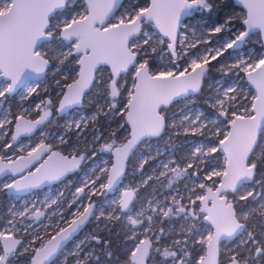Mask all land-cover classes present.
<instances>
[{"label":"snow or ice","instance_id":"obj_1","mask_svg":"<svg viewBox=\"0 0 264 264\" xmlns=\"http://www.w3.org/2000/svg\"><path fill=\"white\" fill-rule=\"evenodd\" d=\"M239 3L247 10L242 18L246 30L220 47L201 48L208 39L190 40L180 29L183 17L193 11L210 10L209 0H150L147 6L125 8L119 16L117 10L124 7L121 0H0V77L6 81L0 87V98L15 93L32 77L44 75L50 58L43 49H59L60 63L74 57L78 71L71 83L63 85L66 90L61 92L57 111L80 106L87 90L98 82L108 98L109 113L117 109L116 100L122 91H127V102L120 111L128 133L122 142L117 143L113 133L100 145V151L110 154L111 159L93 172L94 178L89 177L75 189L74 199L68 204L70 210L75 209L71 219L64 217L58 198L41 203L47 209L55 206L51 215L60 218L55 224H43L41 218L49 213L35 203L31 208L26 204L22 210L12 211V219L0 231V264H13L14 257L24 254L30 256L26 264H55L53 258L62 245L92 217L119 222L126 229L131 243L125 264H148L153 251L163 257L161 264H168L169 259L172 264H192L188 260L190 243L199 245L202 253L194 264H219L221 245L227 241L235 244L227 264H264V176L256 179L258 167L264 165V148L259 155L256 151L264 138V54L220 64L218 71L234 79L225 81L226 86H217L211 97V107L216 110L211 127L202 112L182 115L179 124L176 119L170 123L168 116L170 106L197 98L210 68L215 66L213 62L219 63L229 49L245 44L251 30L258 29L264 37V0ZM223 30L224 25L217 26L212 34ZM154 57L166 58L167 63L153 64ZM245 78L254 94L246 92ZM26 90L31 96L36 88L27 86ZM51 106V100L37 104L34 119L26 118V111L14 117L10 110L0 112V133L10 136L0 144V175H10L11 182L2 185L10 193H30L42 185L62 182L88 158L75 149L65 155L45 143L42 126L50 123ZM86 123L84 118L73 119L68 127L71 130L74 124L79 131ZM170 127L178 129L177 134L182 129L186 136H204L207 131L210 139L191 151L183 167L169 161L146 178L143 170L148 158H140L135 169L140 184L124 185L136 146L150 138H162ZM36 132L41 139L34 146L19 143L22 136L31 137ZM100 139L103 137H97ZM59 142L67 143L63 136ZM221 152L223 164L213 163V154ZM184 180H191V185L186 184L183 192H173L175 184ZM154 183L160 186L156 194L149 193L141 200V188ZM161 192L163 201L159 199ZM95 195H112V210L105 211L92 202ZM237 195L245 202L243 206L238 207ZM85 199L87 204L83 203ZM173 217L183 221L181 238L161 251L159 245L166 233L163 227L156 231V222ZM36 222L45 228L43 235L34 230ZM48 228L55 231L49 233ZM24 235L31 239L25 240ZM93 239L101 243L98 237ZM73 255L77 264H87V256L80 258L79 252Z\"/></svg>","mask_w":264,"mask_h":264},{"label":"rangeland","instance_id":"obj_2","mask_svg":"<svg viewBox=\"0 0 264 264\" xmlns=\"http://www.w3.org/2000/svg\"><path fill=\"white\" fill-rule=\"evenodd\" d=\"M206 10V9H204ZM193 11L191 13L194 14ZM244 12V11H243ZM117 15V14H116ZM185 23V22H184ZM183 23V24H184ZM182 24V26H183ZM182 28V27H181ZM181 30V29H180ZM181 32V31H180ZM181 34H183L181 32ZM256 35V34H253ZM252 35V36H253ZM192 40V38H190ZM248 40V39H247ZM238 50L229 49L228 51L231 52L229 54V58L225 64L235 63L236 60L240 57L247 58L249 55L252 58H256L259 55L255 53L249 54L243 51L246 43ZM225 41V40H224ZM228 41V40H226ZM225 41V42H226ZM221 45H215L210 47H220ZM203 48V46H201ZM43 51L47 52L48 56L52 59H57L60 54L59 49H52V48H45ZM66 51V49H65ZM263 54V52L261 53ZM62 59V57H61ZM167 59H159L158 64H166ZM48 73V74H47ZM59 73L60 77H56V74ZM69 73L76 74V70L71 68L69 70L61 69L60 62L57 63L56 67L49 72V67L46 70L45 76L43 80L37 83H29L26 86L19 89L15 94L11 96H7L4 98H0V112H8L10 110L11 115L14 117L15 115L19 114L22 111H26V118H36L37 111L35 106L40 104L42 101L51 100L52 104L54 101L59 102L61 97V92L65 89L63 88L64 80ZM219 79L215 80L211 84V92L209 95H206V98L203 100V103L206 105V109L210 112L208 114L205 111V108L194 105L193 100H189L187 103H180L175 104L174 112L171 113L169 116V122L171 123L172 119H176L177 124H179L180 120L182 119V115L190 114L195 115L198 112H202L205 117L208 118L209 127H211V121L215 119L216 110L211 107V97L216 94V87L225 84V81L231 83L234 77L224 76L221 72L219 73ZM241 75H243L241 73ZM59 81V83H57ZM6 83L3 77H0V87H2ZM123 83V81H122ZM245 85L246 92L254 94V91L247 85L246 78L243 81ZM129 85L131 87V81L129 80ZM27 86L35 87L36 91L31 95H27ZM226 86V84H225ZM48 87H51L52 94L43 99L38 94V88H42L44 91ZM42 91V92H43ZM26 97V98H25ZM106 98L103 95V90L99 86L97 82L96 86L90 88L88 92H86L85 98L83 103L80 106L75 107L74 109L70 110L67 115L57 117L56 115L48 122L46 125L43 126V131L45 133V143L50 144L53 147V150L59 151L65 155H69L75 149L76 151L86 155L88 158L83 162L80 168L73 174L68 176L65 180L60 183L54 184L50 187L43 188L38 191H34L27 196L23 197H7L5 194L6 189L2 188L3 184L10 183L11 177L6 176L4 178H0V231L5 230L7 226V222L9 219H12V211L22 210L23 207L27 204L29 208L32 207V204L35 203L37 208H40L41 211H47L49 215L47 217H42L43 224H55L59 221V216L53 217L51 213L55 211V206L52 209H47L41 207V203L43 201L49 200L50 198H58L63 205V215L66 219H71V211L75 209H69L68 204L74 199L75 189L77 187L83 186L86 179L89 177H93V172L96 171L99 167H104L105 163L111 159L110 154L104 153L100 151V145L104 144L105 142L109 141V138L114 133L117 134L120 139L126 138V129L123 128V122L119 121L116 122V118L121 113L115 112L109 113V108L107 106ZM248 99H251V95L248 96ZM58 102L56 104H58ZM44 106L42 105V109ZM101 108L103 109L101 111ZM107 113V115H106ZM95 116L96 119L93 121L91 118ZM98 117H102V122L109 126V130L103 136V139L97 140V137H100L98 133H96L95 123ZM84 118L87 120L86 124H82L80 130L78 131L73 124L71 130H69V123L73 120H79ZM113 122L114 124H110ZM171 134L173 136L178 137V139H174V144H170L169 140L172 138L170 134L164 135L162 138H153L148 140V142L143 143V145L136 149L135 154L130 158V162H128L129 174L128 177L123 181L124 185H139L140 184V174L135 171L138 167L140 158H148L147 164L144 167V177L146 178L149 175H153L154 172H158L161 168L163 163H168L169 161H176L180 164L181 167L184 166L186 162V158L190 155L191 151L198 145L207 143L210 139L207 131L205 132L204 136L196 135H185L183 130H179V134H177L178 129L176 128H169ZM215 129H213L214 131ZM63 136L64 139L67 141L65 144H61L59 142V137ZM116 136V134H115ZM5 139H10V136H5L4 134L0 133V144L4 142ZM41 139L40 133L37 132L34 136L30 138H23L19 140L20 144L27 146L31 143L34 146L38 143ZM98 142V143H97ZM264 148V145L260 146L256 149L257 154L261 152V149ZM18 150V149H17ZM93 152L96 153L93 156ZM11 154V152H9ZM26 155V152L24 153ZM216 157V160L213 163L223 164V156L218 154H213ZM256 159V157H252ZM110 167V164L108 165ZM176 165L173 164V167ZM99 175V173H97ZM204 175L203 172L200 173V177L202 178ZM191 180H184L183 182H177L173 188V192L179 190L183 192L185 185H191ZM160 186L158 184H152L151 187L141 188V197L140 199L143 200L148 197L149 193L156 194V189ZM256 187V186H255ZM257 190V189H256ZM259 191V189L257 190ZM62 194V195H61ZM238 196V195H237ZM239 198V196H238ZM159 199L161 201L164 200V195L162 192L159 194ZM92 202H94L99 207H102L105 211H111L113 205H111L112 195L104 196V195H95L91 197ZM89 201L85 199L83 201L84 204H87ZM185 203L187 201L185 200ZM137 206H139V201H137ZM82 210V209H81ZM99 216V211L96 213ZM17 220L20 218L17 217ZM100 221H102L101 224ZM62 226H67L60 221ZM88 223L93 224V227L90 229L84 230L78 238H76L70 245H68L63 252L60 253L58 258L55 260V264H77V256L73 255V253L79 252L80 258L85 256L88 257L87 264H107L105 259H101L97 254L96 247L93 245V242H96L93 237H96L92 234L93 230L97 229H105L106 231L111 232V240L117 242L120 245V250L128 255V246L130 245L131 241H128L126 236V229L122 226L119 222H109L105 218L96 219L95 217L90 218ZM183 226V221L177 217H173L171 221H164L161 222L158 220L156 222V231L158 232L160 227L165 229V236L162 238L161 243L159 245L161 251L165 246L171 245L173 240L181 238V228ZM34 230L39 231L42 235L45 232V228L39 222L35 223ZM32 231V230H30ZM47 231L49 233H53L55 231L54 228H48ZM23 238L25 240H30L31 237L28 235H24ZM77 245H81L80 248H77ZM235 248V244L231 241L225 242L221 245V253L225 257H228L231 254V250ZM241 251L243 254L247 255V252L243 249H237ZM188 251L190 253L188 260L194 264L195 259L198 258L199 255L202 253L200 252L199 245H192L191 243L188 245ZM196 252H199L196 254ZM28 255H18L13 258V264H26L28 259ZM163 257L158 255L155 251L152 253V259L149 260L148 264H161ZM227 261L225 264H227ZM168 264H172L171 259L168 260Z\"/></svg>","mask_w":264,"mask_h":264},{"label":"trees","instance_id":"obj_3","mask_svg":"<svg viewBox=\"0 0 264 264\" xmlns=\"http://www.w3.org/2000/svg\"><path fill=\"white\" fill-rule=\"evenodd\" d=\"M209 2L212 5L210 10L206 9V10L201 11L200 13L195 12L194 14L190 16V18H188L185 21V23L183 24L180 30L183 34H186L189 39L192 38V40L196 38L208 39L209 43L207 45H201L203 47L221 45L226 40L234 39L235 34L237 32L244 30V26L242 24V18L245 16V13L234 4V0H209ZM122 4L124 5V7L119 8V11L117 12V16H119L120 12L124 11L125 8H130L134 4H138L139 6H147L148 0H123ZM225 21H227L228 23L225 24ZM220 25H224V30L220 33L212 34V29ZM247 41L248 42L243 48L244 52L249 53V54L255 53L256 55H260L262 53V45H261L260 37L258 34L253 35V36L251 35ZM230 53L231 52L227 51L224 57L219 61V63L213 62L215 66L210 68L208 75L205 78L202 92L197 94V98L194 101V105H198V106L205 108V111L208 114H210V112L208 111V109H206V105L205 103H203V100L206 98V95H209V92H211L209 90L211 89L210 87L211 84L215 80L219 79L220 72L218 71V69L220 67V64L226 63V61L229 58ZM49 58H50V65H49V72H50L56 67L57 63H59L60 60L52 59L51 57ZM158 61H159V58L154 57L152 60V63L158 64ZM181 63H183V61H181ZM71 68H74L76 72L78 71V66L75 64L74 57H68L67 60H65L64 63L61 64L62 71L69 70ZM75 75L76 74L69 73L67 77L62 81L64 82V84L71 83L72 79L75 78ZM56 77H60V74L57 73ZM127 87L130 88L129 81H128ZM37 91H38V94L43 99H46L52 94L51 87H48L44 91L42 90V88H38ZM57 102L58 101L56 99V101H54V103L51 106L52 117L56 115V108L58 105L56 104ZM126 102H127V91H122L121 96H119L116 100L117 109L115 110V112L118 113L120 110H122ZM174 106L175 104L170 106L171 111L168 112V116H170L171 113L174 112ZM102 120H103L102 117H98L95 123V128H96V133H98L100 136L103 137L109 130V126L104 124ZM119 121L123 122V128L126 129L127 126L125 124L124 118L121 115V113L116 118V122H119ZM110 124H114V123L111 122ZM115 134L116 136L114 138L117 141V143L125 140V138L120 139V137L117 136V134H119L118 132ZM125 134L127 137L128 135L127 131ZM166 134H170V136H172V138L169 140L170 144H174V139L176 138L178 139V137H175L173 136V134H171V131L169 130V128L166 129V131L162 134V137ZM142 145L143 143H141L137 147V149H139ZM262 145H264V138H262L260 142V146ZM128 174H129V168L127 167V175L123 178V181L128 177ZM262 176H264V165H261L260 167H258L256 179H260ZM256 189L257 190L259 189L258 185L256 186ZM236 200L238 202V207L243 206L245 203L243 201H239L238 196L236 197ZM101 223L102 221H100L99 224ZM91 227H93V224L87 222V224L83 228V231L90 229ZM92 234L98 237L99 240L101 241V243L99 244H97L96 242H93V245L96 247V250H97L96 254L101 259H105L107 264H119L120 262H122V264H125V258H124L125 253L120 250V245L117 242L111 240L110 231H106L105 229H102V230L97 229L96 231L93 230ZM107 245H110V247ZM109 252L111 253V256L108 255ZM198 253L199 252H196V254ZM28 259H30V256L28 257ZM226 261H227V257L220 254L219 261H218L219 264H225ZM256 264H260V262L257 261Z\"/></svg>","mask_w":264,"mask_h":264},{"label":"water","instance_id":"obj_4","mask_svg":"<svg viewBox=\"0 0 264 264\" xmlns=\"http://www.w3.org/2000/svg\"><path fill=\"white\" fill-rule=\"evenodd\" d=\"M123 2V0H121V3ZM150 3V0H148V4ZM234 4L238 7V8H240L242 11H244V13H245V16H246V14H247V10L246 9H244L243 8V5L242 4H240L239 3V0H234ZM119 11V9L117 10V12ZM117 12H116V14H117ZM190 16H191V14L190 15H188V16H185V17H183L182 18V20H183V23L188 19V18H190ZM244 26V25H243ZM244 30H246V28H245V26H244ZM253 34H258L259 35V30L258 29H253V30H251V32H250V35L247 37V39L251 36V35H253ZM259 37H260V42H261V45H262V52H263V54H264V37H261V35H259ZM246 39V40H247ZM242 47V46H241ZM240 47V48H241ZM240 48H238V49H240ZM238 49H236V50H238ZM47 70V69H46ZM46 73V72H45ZM44 76H45V74L44 75H42V76H40L39 78H36V77H32L31 78V80H29V81H25L23 84H21L20 86H19V88L17 89V91L19 90V89H21L22 87H24V86H26L27 84H29V83H37V82H39V81H41V80H43V78H44ZM250 88H251V86L250 85H248ZM252 89V88H251ZM66 90V89H65ZM253 91H254V89H252ZM16 91V92H17ZM15 92V93H16ZM87 92H88V90H87ZM15 93H13V94H15ZM13 94H11V95H13ZM11 95H9V96H11ZM58 107H59V103H58V105H57V108H56V116L57 117H61V116H64V115H67L68 113H69V111L70 110H72V109H74L75 107H77V106H74L72 109H69V110H67L66 112H63V113H61V112H59V111H57V109H58ZM51 118H52V113H51V115H50V117H49V120H51ZM48 122H46V124H47ZM45 124V125H46ZM126 124V123H125ZM127 126V125H126ZM43 127V126H42ZM36 134V133H35ZM35 134H33L32 136H34ZM31 136V137H32ZM23 138H30L29 136H22L20 139H23ZM150 139H153V138H150ZM149 139V140H150ZM141 143H139L137 146H136V148L134 149V152L136 151V149H137V147L140 145ZM222 156H223V153L221 152L220 153ZM132 157V156H131ZM46 158V157H45ZM85 161V160H84ZM84 161H82L81 162V164L78 166V168L75 170V171H73L72 173H69L63 180H65L68 176H70V175H73L79 168H80V166L83 164V162ZM6 176H10V175H0V178H4V177H6ZM57 183H60L59 181L58 182H53V183H51V184H45V185H42L41 186V188L40 189H37V190H33L32 192H34V191H38V190H41V189H43V188H47V187H50V186H52V185H54V184H57ZM32 192H30V193H32ZM29 192H21V193H15V192H8L7 190L5 191V194H6V196L7 197H23V196H27L28 194H30ZM87 224V222L68 240V241H66L63 245H62V249H61V251L59 252V254L56 256V257H58L59 255H60V253L61 252H63L64 250H65V248L70 244V243H72L76 238H78V236L82 233V231H83V228H84V226ZM227 242H229V241H227ZM220 256V255H219ZM219 256H218V261H219ZM56 257H54L53 259L55 260V258Z\"/></svg>","mask_w":264,"mask_h":264},{"label":"flooded vegetation","instance_id":"obj_5","mask_svg":"<svg viewBox=\"0 0 264 264\" xmlns=\"http://www.w3.org/2000/svg\"><path fill=\"white\" fill-rule=\"evenodd\" d=\"M52 118H53V117H52ZM52 118H51V119H52ZM36 133H37V132H36ZM82 232H83V231H82ZM79 236H80V235H79ZM79 236H78V237H79ZM70 244H71V243H70ZM70 244H69V245H70ZM106 244H107V243H106ZM57 258H58V257H56L55 260H56ZM124 258H125V261H126V259H127V254H126V253H125V257H124ZM55 260H54V261H55ZM119 264H122V262H120Z\"/></svg>","mask_w":264,"mask_h":264}]
</instances>
